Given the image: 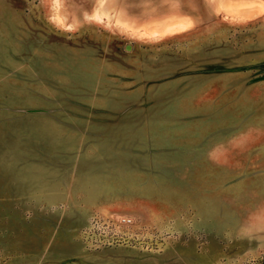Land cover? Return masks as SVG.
Returning <instances> with one entry per match:
<instances>
[{
  "label": "rangeland",
  "instance_id": "374dc122",
  "mask_svg": "<svg viewBox=\"0 0 264 264\" xmlns=\"http://www.w3.org/2000/svg\"><path fill=\"white\" fill-rule=\"evenodd\" d=\"M263 88L264 0H0V264H264Z\"/></svg>",
  "mask_w": 264,
  "mask_h": 264
},
{
  "label": "crops",
  "instance_id": "0c3cea01",
  "mask_svg": "<svg viewBox=\"0 0 264 264\" xmlns=\"http://www.w3.org/2000/svg\"><path fill=\"white\" fill-rule=\"evenodd\" d=\"M239 91L238 99L243 101V99L248 96H253V88L244 87ZM260 97L256 100L252 114L243 115L240 114L237 120V128H234L232 132L239 134V142L235 144H228L226 148L238 149L240 151L239 155L242 156L244 153H249V156L246 159H250L251 153L253 151L258 152L260 148H264V88L260 91ZM244 105V102L242 106ZM213 148V147H212ZM224 163L231 164L233 162L227 157L226 153L214 152L212 159ZM256 160L259 162V159L256 157ZM251 161V160H250ZM249 161L244 160L243 162L239 160V164H247ZM256 162V161H255Z\"/></svg>",
  "mask_w": 264,
  "mask_h": 264
},
{
  "label": "built area",
  "instance_id": "2783aa9c",
  "mask_svg": "<svg viewBox=\"0 0 264 264\" xmlns=\"http://www.w3.org/2000/svg\"><path fill=\"white\" fill-rule=\"evenodd\" d=\"M121 223L123 224H129L132 222V219L130 217H123L120 219Z\"/></svg>",
  "mask_w": 264,
  "mask_h": 264
}]
</instances>
